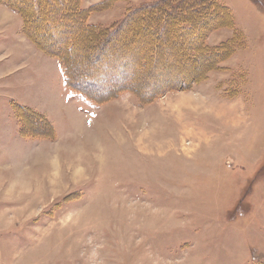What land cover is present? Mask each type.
<instances>
[{
	"label": "rangeland",
	"instance_id": "obj_1",
	"mask_svg": "<svg viewBox=\"0 0 264 264\" xmlns=\"http://www.w3.org/2000/svg\"><path fill=\"white\" fill-rule=\"evenodd\" d=\"M108 1L90 23L151 0ZM220 1L243 42L207 80L146 105L75 95L0 4V264H264V0ZM95 63L76 67L99 76Z\"/></svg>",
	"mask_w": 264,
	"mask_h": 264
},
{
	"label": "trees",
	"instance_id": "obj_2",
	"mask_svg": "<svg viewBox=\"0 0 264 264\" xmlns=\"http://www.w3.org/2000/svg\"><path fill=\"white\" fill-rule=\"evenodd\" d=\"M107 2L85 8L83 0H0L22 17L27 38L59 60L64 80L75 95L96 105L126 93L146 105L171 91L192 89L223 69V62L243 42L232 11L220 0L145 1L129 5L124 16L110 25L90 23L91 14L110 7ZM225 27L238 34L210 44L209 36ZM168 46L172 59L163 55ZM80 60L96 61L91 70L102 74L78 69ZM32 114L47 122L48 137H57L48 118L34 110Z\"/></svg>",
	"mask_w": 264,
	"mask_h": 264
},
{
	"label": "crops",
	"instance_id": "obj_3",
	"mask_svg": "<svg viewBox=\"0 0 264 264\" xmlns=\"http://www.w3.org/2000/svg\"><path fill=\"white\" fill-rule=\"evenodd\" d=\"M101 2V1H100ZM17 15V14H16ZM45 55V54H44ZM30 93V92H29ZM33 107V106H32ZM35 109V107H33Z\"/></svg>",
	"mask_w": 264,
	"mask_h": 264
}]
</instances>
